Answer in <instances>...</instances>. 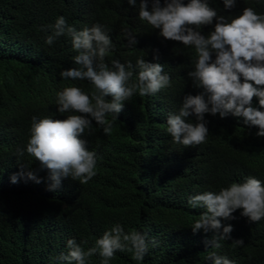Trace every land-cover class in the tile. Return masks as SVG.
<instances>
[{"label":"trees","instance_id":"trees-1","mask_svg":"<svg viewBox=\"0 0 264 264\" xmlns=\"http://www.w3.org/2000/svg\"><path fill=\"white\" fill-rule=\"evenodd\" d=\"M140 2L133 8L127 0H0V264H65L58 258L67 254L69 239L87 250L117 224L125 233L144 234L149 249L142 261L134 260L130 251H117L109 264H213L212 252L235 264H264V219L250 223L242 210L233 213L234 219H221L222 226H232V239L214 248L208 242L215 231L194 234L191 228L205 209L188 203L195 195L248 177L264 185V137L256 135L258 128L244 125L243 118L206 114L205 143L185 148L173 142L167 117L178 113L185 96L202 91L188 77L196 53L140 21ZM160 2L163 6L164 0ZM148 3L151 10L152 0ZM208 3L229 22L246 7L264 15V0H237L230 10L223 0ZM61 16L77 30L97 23L105 27L114 45L105 58L109 68L113 60L135 67L143 58L164 67L171 87L152 96L137 93L126 101L110 135L93 121L81 139L97 154L96 175L86 184L63 178L58 189L49 191L48 171L40 170L26 152L32 118L66 119L70 113L58 112L57 93L65 87L92 90L86 80L60 75L79 67L71 38L45 42L51 33L42 29ZM215 23L204 26L202 34L214 31ZM129 36L135 45H129ZM253 106L259 108V98H253ZM107 119L113 121L111 115ZM186 122L198 123L194 116ZM18 149L25 154L18 156ZM22 168L25 174L37 173L41 183L26 175L12 183ZM233 240H243L244 246L233 247ZM87 264H102V258L93 255Z\"/></svg>","mask_w":264,"mask_h":264},{"label":"clouds","instance_id":"clouds-1","mask_svg":"<svg viewBox=\"0 0 264 264\" xmlns=\"http://www.w3.org/2000/svg\"><path fill=\"white\" fill-rule=\"evenodd\" d=\"M127 3L134 8L137 0H127ZM223 3L230 10L237 0H223ZM139 20L159 30L164 39L195 49L194 70L188 72V77L193 87L202 91L185 96L178 113L167 117L166 131L174 143L185 148L205 143L209 134L206 114H219L222 119L229 115L243 118L244 125L258 128L256 135L264 137V111L260 110L264 109V15L246 7L229 22L218 16L208 0H189L187 4L184 0H164L163 6L160 0H152L151 10L148 0H141ZM214 20V31L203 35L201 29L212 25ZM42 30L51 33L45 37L48 45L65 35L71 38L73 49L78 52L74 63L79 67L64 70L60 75L66 80H86L92 88L90 94L79 87H65L57 93L58 112L70 113L66 119L32 118L26 152L39 162L40 170L48 171L52 182L48 190L55 191L63 178L71 177L86 184L96 175L97 154L88 150L87 140L81 139L86 130L91 131L93 121L105 135H110L126 101L137 93L141 97L156 95L171 87V78L164 73L163 66L147 63L143 58L137 59L135 67L130 61L122 64L113 60L109 68L105 58L114 50V45L99 23L77 30L61 16ZM135 44V39L129 36V45ZM134 72H137L135 80ZM107 97L112 99L109 101ZM254 97L259 98V108L253 106ZM109 115L113 117L112 122L107 119ZM193 116L198 123L186 122V118ZM24 154L23 149L17 150L18 156ZM25 175L28 180L41 183L37 173L25 174L23 168L11 177V182L17 183L18 177ZM188 203L192 208L205 209L192 225L193 233L201 229L215 231L216 235L208 243L220 248V241L231 240L233 231L231 225L222 226L221 219H234L233 213L237 210H242L241 215L250 223L264 219V185L257 178L248 177L243 183L233 182L217 192L195 195ZM151 244L156 246L155 239ZM232 246L242 247L244 241L233 240ZM67 247V254L58 258L65 264H87L88 258L97 254L102 264H109L117 251H130L134 260L142 261L149 242L144 234L125 233L117 224L87 250L74 239L67 241ZM209 259L213 264H235L215 252L209 254Z\"/></svg>","mask_w":264,"mask_h":264}]
</instances>
